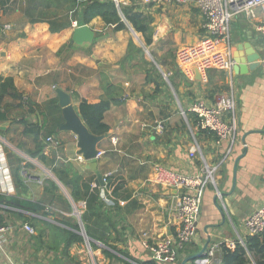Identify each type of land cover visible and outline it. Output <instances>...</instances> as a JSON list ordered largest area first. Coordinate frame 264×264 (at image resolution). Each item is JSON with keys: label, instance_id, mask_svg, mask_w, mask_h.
Returning <instances> with one entry per match:
<instances>
[{"label": "crops", "instance_id": "1", "mask_svg": "<svg viewBox=\"0 0 264 264\" xmlns=\"http://www.w3.org/2000/svg\"><path fill=\"white\" fill-rule=\"evenodd\" d=\"M89 2L0 0V78H11L20 94L4 96L7 117L0 122L5 126L0 128V166L4 167L0 226L6 227L0 234V264L153 260L148 245L171 232L176 219L173 193L150 182L154 164L185 174L199 173L207 165L213 174L202 197L196 233L179 250L175 264L199 252L208 237L209 243L230 240L235 246H247L251 235L245 220L264 205V36L257 30L264 17L258 12L254 19L232 20L228 37L218 45L232 59V54L244 55L236 44H251L261 54L259 66L242 73L208 68L200 78L197 74L191 78L177 66L175 52L205 36L204 15L194 1L118 0L115 5L125 25L118 30L100 16L78 23ZM121 8L152 19L149 44ZM80 25L92 30L90 43H74L73 32ZM130 40L141 50L126 58ZM142 51L144 59L151 55L162 76L159 86L157 76L148 71L149 63L143 69L140 65L146 63ZM56 89L69 94L82 123L78 111L82 99L110 101L104 114L108 131L96 144L103 153L94 159L103 186L95 185L89 161L78 159L82 156L78 137L64 126ZM222 96L231 100L233 108L221 118L235 127L233 137L224 139L201 132L188 120L193 101L212 105ZM159 122L162 132L155 129ZM82 183L99 190L102 217H93L92 223L102 229L98 233L103 232L104 240L86 233L85 201L74 195ZM12 199L42 208L32 212L12 204ZM24 223L33 227V233L23 228ZM74 235L80 240H71ZM104 250L116 258L110 259ZM244 255L247 264H255L251 250ZM185 264L216 263L203 254Z\"/></svg>", "mask_w": 264, "mask_h": 264}, {"label": "built area", "instance_id": "2", "mask_svg": "<svg viewBox=\"0 0 264 264\" xmlns=\"http://www.w3.org/2000/svg\"><path fill=\"white\" fill-rule=\"evenodd\" d=\"M149 2L151 0H145ZM183 3L194 1L204 15L205 36L195 45L183 47L175 52L177 66L191 78L194 77L195 68L201 75L205 74L208 68L221 70L232 69L233 60L224 51L218 48L220 42L228 37L231 21L237 17L246 19L256 18L259 12L264 17V0H175ZM115 4L118 0H113ZM77 26V22H74ZM264 36V25L257 29ZM264 69V58L261 61ZM166 77L168 75H165ZM233 108L231 100L222 96L218 97L214 104L208 105L203 100H195L189 106V111L196 116V127L201 130L214 132L218 138L233 137L234 124L225 123L221 116L224 112ZM163 124L157 123L155 129L162 132ZM48 142H53L47 137ZM102 151H96L94 159L102 155ZM78 159L83 161L82 156ZM4 167L0 166V172ZM212 170L206 165L199 173L185 174L169 169L160 164L153 165V172L150 182L173 193L174 211L176 214L174 229L164 234L159 240L148 245L152 258L160 264H175L178 261V252L194 237L197 229V222L200 213V206L204 191L212 181ZM245 227L249 235H257L264 229V205L256 208L245 220ZM23 228L33 233L34 229L27 223ZM6 227L0 226V234ZM222 245L232 249L234 241L210 242L205 251L207 256L214 263L220 262Z\"/></svg>", "mask_w": 264, "mask_h": 264}, {"label": "trees", "instance_id": "3", "mask_svg": "<svg viewBox=\"0 0 264 264\" xmlns=\"http://www.w3.org/2000/svg\"><path fill=\"white\" fill-rule=\"evenodd\" d=\"M124 16L130 23L135 31L140 32L144 36V41L147 44L151 42V26L150 22L152 19L144 15L140 11H131L125 10L121 8ZM100 16L106 23L114 24V29H123L125 28L124 23L120 20V15L118 14V8L113 2V0H90L89 3H86L81 14L80 19H77L78 23H88L93 17ZM56 28L51 26L50 30L55 31ZM140 48H137L132 40L128 43V49L126 58L134 55V52H140ZM149 63L150 69L148 71L154 72L157 76L155 79L156 86H159L158 78H162L158 68L152 62ZM148 80H152L151 76H147ZM164 82V81H163ZM12 96V97H20L13 86L11 78H0V122L4 121L7 117L6 110L3 107V98L4 96ZM110 107V101L106 99H101L98 102L91 103L85 99H82L79 103V114L84 124L88 128V130L95 135H101L108 131V125L104 122V114ZM192 117L188 115V120L190 124L196 126V116L191 113ZM201 130V129H200ZM201 132L206 134H215L214 132L201 130ZM92 177L87 179V181H91ZM109 180L107 186H109ZM51 186L54 187V184L51 183ZM98 189L91 188L90 185L86 183L80 184V189L74 190V195L76 197H81L85 201V211L82 214V221L84 222V227L86 229V233L88 236L93 237L95 239L104 240L101 233H98V229L102 230L99 226L93 224L95 222L92 218L101 219V215L98 213V209L103 207L102 202L98 201ZM2 196H0V200ZM12 204L24 208L26 210L32 212H38L41 210L42 206L38 203H34L27 200H11ZM92 223V225H90ZM71 240H80V236L74 235ZM104 242V241H103ZM106 243L107 246H109ZM111 247V246H109ZM249 249L252 253L257 257L255 264H264V229L257 235H252L249 237L247 242V246H242L237 244L234 248L229 249L222 245L220 262L216 264H247L248 260L245 257V251ZM104 254H106L110 259L116 258V255L107 252L104 250ZM194 260H190L192 263ZM124 264H134L132 262H124ZM140 264H160L153 260L142 262Z\"/></svg>", "mask_w": 264, "mask_h": 264}, {"label": "water", "instance_id": "4", "mask_svg": "<svg viewBox=\"0 0 264 264\" xmlns=\"http://www.w3.org/2000/svg\"><path fill=\"white\" fill-rule=\"evenodd\" d=\"M132 32L135 34V32L132 30ZM93 38V32L87 25H80L74 29L72 39L75 44H85L90 43ZM238 50H244V55L238 57L237 54H232V60L234 62L232 69L234 72H243L246 69H252L257 66H259V60L261 58V54L254 50L249 43H238L235 45ZM149 56H151L149 54ZM264 57V56H263ZM195 74L199 76L197 69L195 68ZM56 93L58 95V103L59 106L62 107L63 117H64V126L67 129H70L76 134L78 137V146L80 148V153L82 157L89 161L87 164V168L91 169L95 173V180L94 183L96 186H103V177L100 174V172L96 169L97 162L94 160L95 154H96V144L100 140V135L92 134L88 128L84 125V123L81 122L80 118L77 116L76 112L74 111V108L72 107V104H70V96L68 93L56 89ZM1 129H4V124L0 125ZM170 193H176L175 189L169 190ZM82 234L86 239L87 236L85 232L82 229ZM210 241V237L207 238V241L201 248V250L193 255H190L188 258H185L181 264H185L186 261L190 258L199 257L201 255H205V251L207 249L208 243Z\"/></svg>", "mask_w": 264, "mask_h": 264}, {"label": "rangeland", "instance_id": "5", "mask_svg": "<svg viewBox=\"0 0 264 264\" xmlns=\"http://www.w3.org/2000/svg\"><path fill=\"white\" fill-rule=\"evenodd\" d=\"M134 53H135V52H134ZM134 53H133V54H134ZM138 53H139V52H138ZM139 54H140V53H139ZM141 54H142V57H141L142 60H145L146 62H148V61L152 62V61L150 60V56H147V59H144V56L146 55L144 51H142ZM135 55H136V53H135ZM170 61H171V60H170ZM140 65H141L142 69H143V67L147 68V67H146V63H141ZM139 68H140V67H139ZM166 78H167V77H166Z\"/></svg>", "mask_w": 264, "mask_h": 264}]
</instances>
